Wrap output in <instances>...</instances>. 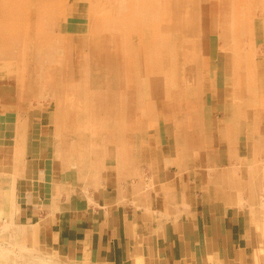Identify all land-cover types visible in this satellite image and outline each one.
<instances>
[{"label":"rangeland","instance_id":"rangeland-1","mask_svg":"<svg viewBox=\"0 0 264 264\" xmlns=\"http://www.w3.org/2000/svg\"><path fill=\"white\" fill-rule=\"evenodd\" d=\"M185 1L0 0V264H264V0Z\"/></svg>","mask_w":264,"mask_h":264},{"label":"bare ground","instance_id":"bare-ground-1","mask_svg":"<svg viewBox=\"0 0 264 264\" xmlns=\"http://www.w3.org/2000/svg\"><path fill=\"white\" fill-rule=\"evenodd\" d=\"M28 1V0H27ZM251 1V0H250ZM187 3H189V0L187 1H185L183 4H187ZM256 3V2H255ZM188 6V5H187ZM186 6V7H187ZM189 7V6H188ZM255 9V8H254ZM222 11V10H221ZM240 11V10H239ZM242 11V10H241ZM218 12V11H217ZM220 12V11H219ZM224 13V12H223ZM221 15V12L219 13V16ZM240 15V14H239ZM222 17V16H221ZM222 19H223V17H222ZM224 19H226L225 17H224ZM243 25V24H242ZM25 27V26H24ZM210 27V26H209ZM214 28V27H213ZM240 28V27H239ZM27 29V28H26ZM243 29V28H242ZM138 30V29H137ZM229 30V29H228ZM227 30V31H228ZM240 30V29H239ZM180 32H181V30H180ZM183 32V31H182ZM232 33V32H231ZM134 34V33H133ZM136 34V33H135ZM229 34H230V32H229ZM137 35V34H136ZM227 35V34H226ZM170 36V35H169ZM178 36H180V34L178 35ZM138 37V36H137ZM181 37V36H180ZM230 37V36H229ZM118 38V37H117ZM231 38V37H230ZM226 39H227V36H226ZM229 39V38H228ZM228 39H227V41H228ZM103 40H105V39H103ZM225 41V40H224ZM102 42V41H101ZM123 42V41H122ZM229 42H231V41H229ZM229 42H226V44L227 43H229ZM114 43V42H113ZM230 44V43H229ZM26 45V44H25ZM32 45V44H31ZM114 45V44H113ZM122 45V44H121ZM241 47V46H240ZM30 48H31V46H30ZM124 51V50H123ZM103 52V51H102ZM137 52V51H136ZM234 52V51H233ZM104 54V53H103ZM123 54V53H122ZM235 54H236V52H235ZM231 55H232V52H231ZM100 57V56H99ZM111 57H113V56H111ZM234 57V56H233ZM114 58V57H113ZM122 60H124V59H122ZM99 61V60H98ZM93 64H95V63H93ZM111 66V67H110ZM117 66H119V70L118 69H116V68H118ZM61 67V66H60ZM95 67H96V65H95ZM114 67H116L115 69H116V73L112 76V69L114 68ZM120 67H122L123 68V66H122V63H121V60H118V58L116 59V57L114 58V59H108V58H104L101 62H100V64L97 66V68H100V70H102V68H108V70H105L103 73H101V77H96V78H94V80H93V82H95V84L96 85H99L101 82H107V81H109V83L108 84H111V83H113L114 82V80H115V78L117 79L118 77H120V79L122 78V69L120 68ZM185 67V66H184ZM58 69V68H57ZM61 69V68H60ZM191 69V68H190ZM93 70H95V69H93ZM97 71V70H96ZM185 71V70H184ZM89 72V71H88ZM101 72V71H100ZM95 73H97V72H95ZM232 73V72H231ZM62 74V73H61ZM89 74H90V72H89ZM122 74V75H121ZM89 76V75H88ZM229 76H231V75H229ZM93 77V74H92V76H91V78ZM86 78V77H85ZM93 79V78H92ZM110 79V80H109ZM125 79V78H124ZM21 80V79H20ZM230 80V79H229ZM91 81V80H90ZM60 82V81H59ZM29 83V82H28ZM82 83V82H81ZM105 84V83H104ZM83 86V85H82ZM111 86V85H110ZM31 87V86H30ZM103 87V86H102ZM108 87V86H107ZM68 88V87H67ZM77 88V87H76ZM96 88H98V87H96ZM78 89V91H77V93L76 94H78V98H79V100H80V102H82V101H85L84 100V98L85 97H88L87 95H86V92H87V90L88 89H86V88H83V87H80V88H77ZM61 90V89H60ZM89 91V90H88ZM59 93H61V91L59 92ZM60 96V95H59ZM197 96V95H196ZM77 97H75V98H77ZM66 100H67V96H66V98H65ZM198 100V99H197ZM193 101V100H192ZM77 102V101H76ZM90 106V105H89ZM182 107V106H181ZM67 108V107H66ZM90 108V107H89ZM178 110V109H177ZM142 111V110H141ZM142 120V119H141ZM32 140V139H31ZM57 154V153H56ZM55 155V154H54ZM57 156V155H56ZM59 156V155H58ZM77 156V155H76ZM24 159V158H23ZM19 163V162H18ZM59 163V162H58ZM13 164V163H12ZM25 165V164H24ZM18 167H19V165H18ZM13 171V170H12ZM15 171V170H14ZM21 171V170H20ZM55 171V170H54ZM18 172V171H17ZM3 173V172H2ZM5 173V172H4ZM12 173V172H11ZM10 174V173H9ZM3 175H5V174H2V176ZM11 175V174H10ZM19 175V174H18ZM17 176V175H16ZM5 178V177H4ZM11 181V180H10ZM7 182V181H6ZM2 183H3V181H2ZM1 183V184H2ZM7 184H9V183H7ZM57 185V189H58V184H56ZM10 187V186H9ZM53 188V187H52ZM56 189V190H57ZM57 191H59V190H57ZM118 191V190H117ZM119 192V191H118ZM185 193V192H184ZM59 194V193H58ZM58 199V198H57ZM132 199V198H131ZM167 199V198H166ZM55 200H56V198H55ZM128 201V200H127ZM168 202V201H167ZM111 207V206H110ZM54 208V207H53ZM147 208H148V206H147ZM144 209H146V208H144ZM149 209V208H148ZM170 210V209H169ZM149 211V210H148ZM159 211V210H158ZM157 211V212H158ZM181 211H182V209H181ZM187 212V211H186ZM15 213V212H14ZM179 213H181V212H179ZM187 215V214H186ZM41 216V215H40ZM176 218V217H175ZM15 219V218H14ZM2 222V221H1ZM4 222V221H3ZM15 222V221H14ZM10 223V222H9ZM14 224H16V222L14 223ZM21 224H22V222H21ZM38 224V223H37ZM16 225H20V224H16ZM31 225V224H30ZM5 226H6V224H5ZM10 226H13L12 224L10 225ZM10 227H8V229H9ZM18 228H20V227H18ZM22 228V227H21ZM0 229H2V228H0ZM13 229V228H12ZM24 229V228H23ZM15 230V229H14ZM22 230V229H21ZM11 231V230H10ZM8 232V231H7ZM26 232H27V230H26ZM16 235V234H15ZM21 235V234H20ZM27 235V234H26ZM0 238H2V237H0ZM20 238V237H19ZM15 240V239H14ZM22 240V239H21ZM1 241H2V239H1ZM0 241V242H1ZM4 242V241H3ZM7 242V241H6ZM8 244V243H7ZM14 245H17V243H15ZM3 246V245H2ZM6 247H5V249L7 248V245H5ZM1 247V246H0ZM9 247V246H8ZM24 247V246H23ZM22 246H21V249H23V251L24 252H27L28 250H26L25 248H23ZM3 248H4V246H3ZM9 249V248H8ZM18 249V248H17ZM29 250H30V248H28ZM7 250V249H6ZM5 250V251H6ZM11 251V250H10ZM11 252H13V250L11 251ZM16 252V251H15ZM45 252V251H44ZM47 252V251H46ZM53 252V251H52ZM57 252V251H56ZM5 253H7V251L5 252ZM30 253V252H29ZM42 253V252H41ZM18 254V253H17ZM31 254V253H30ZM35 254V253H34ZM47 254H50V253H47ZM53 254H54V252H53ZM213 254V253H212ZM12 255H14V254H12ZM32 255V254H31ZM36 256V255H35ZM39 256V255H38ZM58 256V255H57ZM60 256V255H59ZM209 256H211V255H209ZM34 257V256H33ZM32 257V258H33ZM53 257H56V255L55 256H53ZM21 258V257H20ZM43 258V257H42ZM42 258H39V259H41V260H43ZM51 257L49 256V259H50ZM213 258H214V255H213ZM1 259V258H0ZM5 259V258H4ZM33 259H35V258H33ZM47 259H48V257H47ZM47 259H44L43 261H45L47 264H51V262L53 261V260H51V261H49V260H47ZM142 259V258H141ZM29 260V259H28ZM37 260V259H36ZM36 260H34V261H36ZM76 260V259H75ZM2 261H0V263H1ZM4 262V261H3ZM32 262V261H31ZM66 262V261H65ZM88 262V261H87ZM25 263V262H24ZM28 263H29V261H28ZM35 263V262H34ZM44 263V262H43ZM54 263H57V264H60V262L58 261V260H56ZM77 263V262H76ZM89 264H90V262H88ZM16 264V263H15ZM33 264V263H32ZM65 264H73V263H65Z\"/></svg>","mask_w":264,"mask_h":264},{"label":"crops","instance_id":"crops-1","mask_svg":"<svg viewBox=\"0 0 264 264\" xmlns=\"http://www.w3.org/2000/svg\"><path fill=\"white\" fill-rule=\"evenodd\" d=\"M175 233L176 232L173 230V232H172V238H173L172 244H173V248H176L178 250H181V248H184L185 247L186 250H187V248L190 247V245H188V241L187 240H184V238L181 236V234L179 232L176 233V234ZM164 240H165V242H168V236H166ZM100 243L102 244V246L103 245L104 246L106 245L103 240H101ZM146 247L150 251L149 248H151V245L148 246V243H147V246ZM151 251L153 252V249H151ZM176 252H177V254L175 256H180V254L178 253V251H176Z\"/></svg>","mask_w":264,"mask_h":264}]
</instances>
